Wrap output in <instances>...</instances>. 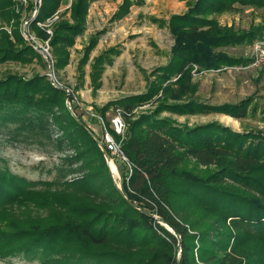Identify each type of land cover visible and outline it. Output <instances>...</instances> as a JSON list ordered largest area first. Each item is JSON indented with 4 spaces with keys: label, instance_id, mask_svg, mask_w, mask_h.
Masks as SVG:
<instances>
[{
    "label": "trees",
    "instance_id": "1",
    "mask_svg": "<svg viewBox=\"0 0 264 264\" xmlns=\"http://www.w3.org/2000/svg\"><path fill=\"white\" fill-rule=\"evenodd\" d=\"M94 1L72 0L71 22L61 21L53 30L49 45L56 68L68 65ZM136 3L142 1L123 0L112 20ZM14 4L0 0V22L15 20L12 38L0 30V64L42 62L17 29L20 15ZM61 4L42 0L30 32L48 39L36 23L55 14ZM238 6L264 10V0H194L186 12L172 15L168 29L174 44L158 81L150 83L146 95L121 98L99 109L102 115L115 105L131 112L157 101L151 113L125 116L121 151L129 173L120 188L94 134L65 105L63 88L53 87L41 74L0 79V125L35 144H43L46 137L56 152L71 153L45 180L26 179L0 164V260L20 256L37 264H264V137L241 135L215 123L176 126L160 117L163 112L246 116L250 99L212 106L192 98L195 67L196 72L218 71L250 62L217 48L251 44L264 36V13L261 24L249 31L219 23L217 16ZM96 43L93 36L79 62L80 73ZM107 60L104 54L94 59L93 81Z\"/></svg>",
    "mask_w": 264,
    "mask_h": 264
},
{
    "label": "rangeland",
    "instance_id": "2",
    "mask_svg": "<svg viewBox=\"0 0 264 264\" xmlns=\"http://www.w3.org/2000/svg\"><path fill=\"white\" fill-rule=\"evenodd\" d=\"M122 1L96 0L90 4L84 32L75 39L74 46L70 49L69 63L63 69L55 67L56 59L51 47L48 51L50 55L48 57L52 62L50 64L39 52L42 62L34 61L27 65L14 62L0 64V79L7 74H16L26 79L41 74L47 77L53 87L54 83L57 87L63 88L65 93L68 91L65 94V105L72 113L81 117L85 128L94 134V139H98L109 154L111 162L108 167L118 188L121 187L124 176L129 173L128 165L120 152L113 153L114 151L107 147L104 134L107 132L121 149V141L127 126L125 116L151 113L157 101L156 98L151 99L147 103L137 105L131 112H126L115 105L109 107L102 115L99 109L121 98L146 95L150 83L158 81L163 67L171 58L174 42L168 29L169 18L175 14H183L187 6L194 2V0H141L142 3L131 5L125 16L112 20ZM71 2L72 0H62L56 13L57 19L47 24L52 34L61 21L71 22ZM14 9L20 15L17 29L24 38L23 23L32 14L33 4L29 0L21 9L19 2L15 1ZM263 13L262 9L238 6L235 11L216 18L221 25L233 26L239 31H249L253 26L261 24ZM14 23L15 20L9 23L0 22V30L12 38ZM52 34L46 40L32 35L36 42L42 45L46 41L49 44ZM93 36L96 37L97 43L89 53L87 63L82 68L83 72L80 73L79 62ZM260 39H264V36L254 42ZM25 41L28 44L26 39ZM253 43L219 47L215 50L234 59L250 61L247 65L238 64L224 67L223 70L201 72H196L195 67L191 74L192 82L197 84L193 99L212 106L237 104L250 99L252 103L246 116L235 119L219 113L179 116L163 112L160 117L172 119L176 126L192 128L215 123L234 133L257 134L264 137V65L260 68L251 66ZM110 49L112 52H109ZM102 54L109 60L101 64L100 76L93 81L91 73L94 59ZM49 65L52 69V80L49 77ZM96 84H99L97 88L94 86ZM117 116L125 125L124 133L121 135H118L112 126V119ZM113 133L120 138L119 141ZM52 134L54 138L58 135L57 132ZM42 138L43 144H35L23 133L9 132V128L0 125V164L5 163L12 173L29 180L51 179L54 174L52 171L59 160L71 153L65 150L63 153L56 152L48 146L47 138ZM0 264L37 263L17 256L0 260Z\"/></svg>",
    "mask_w": 264,
    "mask_h": 264
},
{
    "label": "built area",
    "instance_id": "3",
    "mask_svg": "<svg viewBox=\"0 0 264 264\" xmlns=\"http://www.w3.org/2000/svg\"><path fill=\"white\" fill-rule=\"evenodd\" d=\"M15 1L19 2L21 8H23V6L27 5L28 2H29V0H15ZM30 2H32V4H33V11H32V14L30 15V17L27 18L25 20V22L23 23L22 34L25 36L24 38L32 45V47L37 52L41 53L42 56L44 55L47 63L50 64L52 62H51L50 58L48 57V56H50L49 52H48L49 49H50L48 41H46V43H44L42 45L38 44L36 42L34 36L32 35L33 33H31L30 30H29L30 23L35 20L37 14L39 12V9H40V7L42 5V0H30ZM56 13L53 14L51 17L47 18L45 22L44 21H39V22L36 23L37 26L40 27L41 29H43L48 35H51L52 32H51V30L48 29V25L47 24L49 22L57 19ZM251 47H252L251 66L252 67H256V68H260V67H262V65H264V39H260V40L255 41ZM49 67H50L49 77L52 80L53 79L52 69H51L50 65H49ZM53 85L55 87H57L54 83H53ZM66 93H68V91H66ZM112 126L114 128V131L118 135H121V134L124 133L125 125H124L123 121L121 120V118L119 116L114 117L112 119ZM104 142H105V144L106 143L108 144L107 147L110 150L114 151L113 153H116V152L119 153L120 152L121 155H122V159L127 162V159L124 157L121 149L114 142V140L111 138V136L107 132H105V134H104ZM178 255H179V251H178Z\"/></svg>",
    "mask_w": 264,
    "mask_h": 264
},
{
    "label": "water",
    "instance_id": "4",
    "mask_svg": "<svg viewBox=\"0 0 264 264\" xmlns=\"http://www.w3.org/2000/svg\"><path fill=\"white\" fill-rule=\"evenodd\" d=\"M95 140L97 141V143H98L99 147L101 148V150H103L104 155H105L106 162H107L108 166H110L111 158H110L109 154L103 148V146L101 145V142L98 139H96V138H95Z\"/></svg>",
    "mask_w": 264,
    "mask_h": 264
},
{
    "label": "bare ground",
    "instance_id": "5",
    "mask_svg": "<svg viewBox=\"0 0 264 264\" xmlns=\"http://www.w3.org/2000/svg\"><path fill=\"white\" fill-rule=\"evenodd\" d=\"M114 170V169H113Z\"/></svg>",
    "mask_w": 264,
    "mask_h": 264
}]
</instances>
